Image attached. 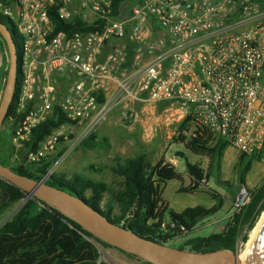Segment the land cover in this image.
Wrapping results in <instances>:
<instances>
[{
  "label": "built area",
  "instance_id": "obj_1",
  "mask_svg": "<svg viewBox=\"0 0 264 264\" xmlns=\"http://www.w3.org/2000/svg\"><path fill=\"white\" fill-rule=\"evenodd\" d=\"M0 13L19 38L18 91L2 127L12 161L38 162L61 146L55 164L112 108L133 125L165 102L160 113L168 119L254 155L264 179V0H139L125 16L112 13L111 0H0ZM56 113L65 122L21 157L33 129ZM54 171L51 165L42 177ZM250 188L239 185L236 212ZM243 244L237 241L238 254Z\"/></svg>",
  "mask_w": 264,
  "mask_h": 264
},
{
  "label": "trees",
  "instance_id": "obj_2",
  "mask_svg": "<svg viewBox=\"0 0 264 264\" xmlns=\"http://www.w3.org/2000/svg\"><path fill=\"white\" fill-rule=\"evenodd\" d=\"M124 1L111 0L112 13L115 16L126 15L128 9L123 7ZM0 21L7 26L16 48L19 49L15 30L1 17ZM54 21L58 28L65 25L61 21ZM5 51L6 56L0 69V89L2 90L9 65L6 60L8 56L6 46ZM130 55L129 49L128 59ZM18 84L17 78L14 96L0 129V163L20 175L40 180L61 150L46 159L30 164H18L11 160L10 131L9 128L2 127L13 111ZM65 120L63 114L56 113L33 129L29 141L20 151L21 157L28 149L35 148L43 136ZM190 130L191 133L187 137L186 134ZM95 137L96 134L92 133L82 140L80 145L88 149H97L101 144L95 140ZM176 140L183 143L190 153L207 157L209 168L218 160L222 150L228 146L220 138L213 139L207 129L189 125L187 120L179 123ZM178 154L184 155L182 152ZM253 161H257L254 155L239 152L236 166L245 173L249 171ZM88 168L101 170L94 164L89 165ZM111 169L113 173L122 176L123 185L118 191L110 192L104 207L100 206V202L103 193L108 191L105 182L93 181L76 173L66 178L63 174L54 172L46 183L83 199L93 209L101 212L112 224L121 225L161 244H166L175 237L185 236L203 219L215 214L223 205V197L211 191L210 195L212 198L217 197V203L209 207L195 205L185 207L180 212L167 210L161 197L165 182L173 179L183 181L184 177L182 172L173 164L166 162L163 157L155 164H151L144 153H139L122 161L115 160ZM185 170L191 183L184 185L181 182L178 189L180 192H194L203 184V180L208 179L210 173L205 172L199 164L190 163L187 160H185ZM239 182L245 183L243 175L240 176ZM250 191V201L239 212H236L233 205L236 191H229L230 213L224 226L219 231L206 236L189 237L184 241L187 248H178L196 252L216 249L236 250L237 241L246 242L248 238L247 234L241 233L242 229L246 227L250 231L264 210V179L250 188ZM19 200H23V203L18 210L10 218L2 221V213ZM115 208L117 211L114 210ZM98 247L126 253L97 239L77 223L66 218L56 207L44 204L34 197L28 198L25 191L0 177V264H107L99 260ZM143 264L149 263L143 262Z\"/></svg>",
  "mask_w": 264,
  "mask_h": 264
},
{
  "label": "rangeland",
  "instance_id": "obj_3",
  "mask_svg": "<svg viewBox=\"0 0 264 264\" xmlns=\"http://www.w3.org/2000/svg\"><path fill=\"white\" fill-rule=\"evenodd\" d=\"M138 0H125L123 2V7L130 8L131 5L136 3ZM1 16V13H0ZM5 22L8 23L5 17H2ZM16 42H19V38L16 36ZM6 43L2 36L0 35V52L3 53L5 50ZM18 50V49H17ZM120 106L114 107L108 113L106 118L98 125L96 134L98 137H106L111 141V149L109 150H94L82 147L80 144L77 146L70 154L66 155L63 159L59 162L53 163L52 166L55 169V173L63 174L66 178L70 177L72 174L76 173L85 178H88L93 181H100L105 182L107 185L106 192L103 193L102 200L100 202V206L104 207V203L107 198L110 196V192L118 191L123 185V178L112 171V164L114 163L108 156L110 154H116L119 157V160H124L126 158L133 157L138 153L144 152L146 154L147 160L152 161L156 159L159 153L163 152V146L169 142L176 139L178 135V127L174 129V135H171L170 139H167L166 135L161 139V144L158 146L155 145L154 147L144 148L141 147L139 144L127 145L125 144L124 147L126 148V152L124 154L116 153L115 146L118 142L121 141L127 134H131L128 131L127 133V126L129 124H125L120 120L119 116ZM155 111V110H154ZM160 112V109L156 110L155 112ZM111 117L113 119H111ZM119 118V119H118ZM111 119L110 124H107L108 121ZM115 119V121H114ZM137 124V123H135ZM134 125V124H133ZM179 125V123H178ZM187 137L190 135L188 132ZM72 136V135H71ZM173 136V137H172ZM104 147V146H103ZM81 148V149H80ZM63 147L59 146L54 154L61 150L62 152ZM77 149H80L77 151ZM185 152V156L187 157L189 162H192L193 158H198L199 166L205 171L210 172L208 179L203 181V184L198 188V192L194 194H187L184 192L178 191L181 182L184 184L191 183L188 181L187 177L183 178V181H178L176 179L168 180L165 182L163 186V198L171 201L172 208L175 210L180 209L174 203H177V200L183 205L188 206H195V205H202V206H209L217 203V197L212 198L210 192H216L220 196L223 197V205L222 207L213 215L203 219L193 230L187 233L183 237H175L166 242L165 245L178 248L184 247L187 248V245L184 243L185 239L189 237H193L196 235L206 236L212 232L219 231L223 226L227 219L228 214L230 213V192L229 191H236L240 185V176L243 175L245 183L249 187H254L260 183L263 179V166L259 161H253L252 166L248 172H243L241 168L239 169L237 165L239 152L231 147L226 146L223 150L221 155L218 157V160L212 165L211 168L208 167V158L205 156L195 155L188 152L185 149H182ZM180 162V167H183L184 159L178 157ZM89 164H94L95 166L99 167L101 170H91L88 168ZM211 169V170H210ZM188 176V174L186 175ZM189 177V176H188ZM23 200H19L18 202L14 203L12 206L7 208L1 216L2 221L10 218L22 205ZM115 211L116 208L114 209ZM264 211V210H263ZM262 211V212H263ZM262 213L260 214L257 222L261 218ZM254 225V227H255ZM253 227V228H254ZM252 228V229H253ZM245 229L244 234L248 235L247 240L249 239L250 231ZM242 229V230H243ZM246 240V242H247ZM244 242L242 246V250L239 252L241 253L244 250L246 245ZM100 257L99 260L106 262L107 264H143V261L138 259L137 257L128 256L126 253L120 252L115 249H106L100 248L99 249Z\"/></svg>",
  "mask_w": 264,
  "mask_h": 264
},
{
  "label": "water",
  "instance_id": "obj_4",
  "mask_svg": "<svg viewBox=\"0 0 264 264\" xmlns=\"http://www.w3.org/2000/svg\"><path fill=\"white\" fill-rule=\"evenodd\" d=\"M0 35L8 51V72L0 99V129L13 99L17 82V48L7 26L0 21ZM0 177L37 198L44 204L59 209L62 214L82 229L121 251L149 264H237L236 250L216 249L196 252L167 246L142 237L121 225L112 224L98 210L68 191L46 183L45 178L35 180L14 172L0 163ZM246 264H264V219L251 246Z\"/></svg>",
  "mask_w": 264,
  "mask_h": 264
},
{
  "label": "crops",
  "instance_id": "obj_5",
  "mask_svg": "<svg viewBox=\"0 0 264 264\" xmlns=\"http://www.w3.org/2000/svg\"><path fill=\"white\" fill-rule=\"evenodd\" d=\"M165 104H166L165 102H158L157 104L154 105V107H156L155 109H152V107H150L148 109L149 110L148 112H144V113L142 112L141 113L140 121L137 124L127 126V128H126L127 133L129 131V132H131V134H127L126 137L121 139V141L118 142V144H116V146H115L116 153L124 154L126 152V148L124 147L125 144L134 146V144L137 143L141 147L150 148V147H154L155 145L158 146L159 144H161V139L165 135H166L167 139H170L171 135H174V129L176 127H178V122H175V121L168 119L166 116L162 115L159 111H157L158 113L155 112L157 109L158 110L160 109V111H161V109L163 108V106ZM135 105L137 108L142 107V105L140 103H136ZM111 119H113V118L111 117ZM111 119L108 121L107 124H110ZM114 121H115V119H114ZM95 134H96V132H95ZM95 140H97L101 144L100 147L97 148L98 150H101V151L105 150L106 151V150L111 149V147H112L111 141L104 136L98 137V135L96 134ZM80 149H77V151H79ZM182 149L187 150L184 147L183 143H181L180 141H178L176 139L174 140V138H173V140L169 141L166 144V146L165 145L163 146V152L159 153L158 157L156 159H153L150 162H151V164H155L160 158L163 157L166 162L173 164L180 172H182L183 177H187L188 181H189L190 178L188 176H186L187 172L185 170V160L188 161V159L185 156V152ZM94 150H96V149H94ZM178 152H182L184 155L182 156V155L178 154ZM141 153H144V152H141ZM107 157H109L113 161L119 159L118 155H116V154L114 155V154L108 153ZM178 157L184 159L183 167H180V162L178 160ZM192 160L193 161L190 163H198L197 162L198 158H193ZM89 165H91V164H89ZM184 185H187V184H184ZM196 192H198V188L192 193H190V192H184V193L194 194ZM161 197L164 200V205H166L167 210H172L174 212H180L186 207V205H183L180 202V200H177V203H174V204L179 206L180 209L175 210L172 208L171 201L163 198V195H161ZM209 206H211V205H209ZM209 206H207V207H209Z\"/></svg>",
  "mask_w": 264,
  "mask_h": 264
},
{
  "label": "bare ground",
  "instance_id": "obj_6",
  "mask_svg": "<svg viewBox=\"0 0 264 264\" xmlns=\"http://www.w3.org/2000/svg\"><path fill=\"white\" fill-rule=\"evenodd\" d=\"M263 219H264V211L262 212L261 218L259 219L258 223L255 225V227L250 232V236H249V239L246 242L244 250L241 253L238 254V256H237V264H246L248 255H249L250 250H251V246H252L253 241H254V238H255V236L257 234V231H258V229L260 227V224H261Z\"/></svg>",
  "mask_w": 264,
  "mask_h": 264
}]
</instances>
